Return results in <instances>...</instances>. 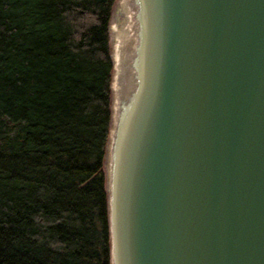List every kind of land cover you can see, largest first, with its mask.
<instances>
[{
	"label": "water",
	"instance_id": "1",
	"mask_svg": "<svg viewBox=\"0 0 264 264\" xmlns=\"http://www.w3.org/2000/svg\"><path fill=\"white\" fill-rule=\"evenodd\" d=\"M116 9L110 264H264V0Z\"/></svg>",
	"mask_w": 264,
	"mask_h": 264
},
{
	"label": "trees",
	"instance_id": "2",
	"mask_svg": "<svg viewBox=\"0 0 264 264\" xmlns=\"http://www.w3.org/2000/svg\"><path fill=\"white\" fill-rule=\"evenodd\" d=\"M116 0H0V264H110Z\"/></svg>",
	"mask_w": 264,
	"mask_h": 264
},
{
	"label": "rangeland",
	"instance_id": "3",
	"mask_svg": "<svg viewBox=\"0 0 264 264\" xmlns=\"http://www.w3.org/2000/svg\"><path fill=\"white\" fill-rule=\"evenodd\" d=\"M119 1L120 0H116V2H115V4H114V8H113V14H112V19H111V25L112 24H114L115 23V21H116V18L118 17V12H117V9H116V7L118 6V4H119ZM109 35H110V45H112L111 43H112V33L111 32H109Z\"/></svg>",
	"mask_w": 264,
	"mask_h": 264
}]
</instances>
